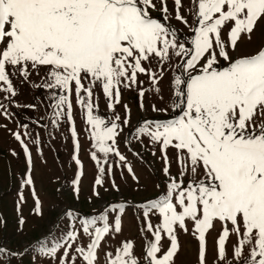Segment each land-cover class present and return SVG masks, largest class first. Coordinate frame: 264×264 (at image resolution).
<instances>
[{"label": "snow or ice", "instance_id": "1", "mask_svg": "<svg viewBox=\"0 0 264 264\" xmlns=\"http://www.w3.org/2000/svg\"><path fill=\"white\" fill-rule=\"evenodd\" d=\"M157 3L163 5V20L151 15ZM190 3L191 24L181 15V0H174L175 18L193 33L188 44L167 23V0H0V82L4 85L0 90L10 99L16 95L10 76L19 74L27 81L32 71L38 74L41 67H47L44 83L38 87L60 89L58 97L55 91L51 93L52 123L57 124L61 117L72 121L68 93L75 86L77 103L87 109L92 147L105 157L102 163L97 151L91 153L99 172L93 188L97 197L98 187L104 184L105 165L108 175L113 171L107 160L110 153L118 157L117 167H126L133 179L138 178L116 147L121 117L116 115L106 124L94 115L93 89L97 85L102 89L112 109L120 102L122 88L138 87L139 96H145L140 75L147 76L153 90L160 92L163 66L169 64L172 69V107L180 109L181 115L165 122L145 120L135 128L136 140L143 143L142 138H147L158 145L162 171L168 178L162 195L139 206L143 230L153 239L145 245L143 259L136 257L133 243L125 240L114 252H105L104 264H174L179 248L176 229L187 232L186 220L192 222L193 235L199 241V264H206V233L217 222L221 224L216 240L218 264H235L237 259L241 264H264V44L232 55L241 41L251 42L259 22L264 21V0ZM221 60L225 62L222 67ZM153 61L159 66L156 71ZM84 81H88L87 87ZM139 107L144 108L142 101ZM152 110L167 111L155 105ZM123 124L129 125L130 118ZM13 135L29 157L30 171L28 148L19 133ZM72 136L78 147L74 128ZM169 150L174 153L180 179L171 173ZM72 159L81 165L75 155ZM79 178L78 171L72 181L77 197ZM23 185H34V181L26 178ZM111 186L119 190L114 180ZM32 195L33 211L42 216L34 186ZM23 201L21 192L18 210ZM125 211V203H114L98 215L81 218L66 209L68 223L63 229L56 226L57 236L50 230L34 250L58 264H77V260L98 264L103 240L122 232ZM153 216L158 217L156 225L151 222ZM80 234L87 236L86 245L76 243ZM232 235L237 239L230 259L226 245ZM49 237L51 246L45 243ZM165 237L170 245L161 255ZM61 248L62 255L58 253ZM5 252L0 247V254Z\"/></svg>", "mask_w": 264, "mask_h": 264}, {"label": "rangeland", "instance_id": "2", "mask_svg": "<svg viewBox=\"0 0 264 264\" xmlns=\"http://www.w3.org/2000/svg\"><path fill=\"white\" fill-rule=\"evenodd\" d=\"M181 4V15L191 24L193 17L189 11L190 0H181ZM162 7L163 5L157 3L156 10L152 11L151 15L163 20ZM167 7L169 10L167 23L178 30L180 40L190 44L193 33L188 26L175 18L174 0H167ZM262 44H264V21L259 22L251 42L241 41L232 55L235 57L251 52ZM175 63L176 59L173 57L171 64ZM224 65L225 62L221 60L220 66ZM144 66L149 67L147 63ZM158 67L153 61L152 69L156 71ZM163 67L165 74L159 82L160 92L153 90L147 76L140 75L139 79L144 81L145 96L143 98L139 96L138 87L122 88L120 102L114 104L112 109H109L108 100L102 89L98 85L93 89V114L103 118L106 124L115 120L116 115L121 117L118 122L121 124V131L117 137L116 147L126 157L127 164L132 167L138 178V180L133 179L126 167H117L118 157L110 153L107 160L113 165V171L111 175H108L107 165H105L104 184L97 189L100 193L99 197L93 194L94 182L99 172L96 161L91 158V153L97 151L102 163L105 157L103 153H99L92 147L87 109L77 103L75 86L73 85L72 91L68 93V99L72 104V121L69 122L66 117H61L57 124H53L54 100L51 98V93L55 91L57 97L62 93L58 88L52 90L38 87L44 83L49 69L41 67L38 74L32 71L27 81H24L19 74L10 76L16 95L9 99L6 98L9 94L0 90V105L4 106L0 109V247L6 249L5 253L0 254V264H58L54 259L40 257L34 248L36 242L48 236L50 230L52 236H57L59 229L64 228L68 223L64 217L65 210L72 209L81 218H86L90 215H98L103 208L114 203H125L126 206V211L122 214V232L103 240L98 250V264H104L105 252H114L125 240L133 243L136 257L143 259L145 245L153 237L151 233L143 230L139 206L146 205L147 202L162 195L168 178L162 171L163 161L158 145L153 146L147 138H142L143 143L136 140L135 128L145 120L165 122L181 115L180 109L172 107L174 99L170 90L172 69L169 64ZM9 71L12 70L9 69ZM84 84L87 87L88 81H84ZM2 86L4 85L0 82V87ZM141 101L144 104L143 109L139 107ZM125 105L128 111L125 110ZM152 105L167 111L155 112L152 110ZM126 117L130 118L129 125L123 124ZM25 125L27 127H24ZM73 128L76 131L78 147L73 142ZM13 133H19L24 145L28 148L30 171L29 157L25 155L21 143L15 139ZM153 152L156 154L153 155ZM73 155L81 161V165L78 166L75 163L72 159ZM169 157L172 159L171 173L180 179L179 169L171 150H169ZM78 171L80 172V191L77 197L72 191L74 187L72 181L76 178ZM26 178H31L34 185L22 187V182ZM113 180L119 186L118 191L111 186ZM33 186L36 196L42 203V216L36 215L33 211L35 208ZM21 192L24 201L20 203L18 210L17 202ZM21 218H23V224L20 223ZM151 222L153 225L158 224V217L153 216ZM186 226L187 232L178 227L176 229L179 248L174 256V264H199V241L193 235V224L190 220H186ZM220 229L221 224L217 222L215 227L206 233V264H218L216 240ZM236 239V236L232 235L227 241L228 253L232 252ZM229 241L232 243L230 244ZM51 242V237L45 241L49 246ZM76 243L86 245L87 236L80 234ZM161 244L160 254L162 255L164 251H167L170 241L165 237ZM70 251H74V248ZM11 253H17V255ZM58 253L62 255L63 248L58 249ZM34 256L36 260H33ZM67 259L70 260L71 256ZM77 264L81 262L77 260ZM235 264H241V261L237 259Z\"/></svg>", "mask_w": 264, "mask_h": 264}]
</instances>
